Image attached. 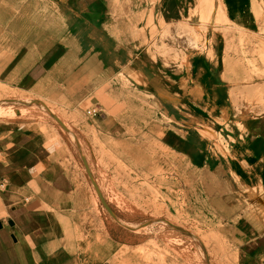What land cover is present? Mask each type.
Wrapping results in <instances>:
<instances>
[{
    "label": "crops",
    "instance_id": "1",
    "mask_svg": "<svg viewBox=\"0 0 264 264\" xmlns=\"http://www.w3.org/2000/svg\"><path fill=\"white\" fill-rule=\"evenodd\" d=\"M201 1L0 0V84L46 96L75 116L71 134L46 120H0V264H110L121 236L89 227L94 194L117 215L89 159L97 145L123 163L135 156L128 140H144L204 175L214 193L201 213L220 224L234 264H264V119L240 117L264 109V100L253 102L264 98V70L257 58L226 50L231 35L254 38L264 28L253 21L251 0H223L252 32L208 25L209 42L200 46L187 19L210 12ZM93 105L99 113L87 120ZM236 109L229 145L211 148L209 126Z\"/></svg>",
    "mask_w": 264,
    "mask_h": 264
},
{
    "label": "rangeland",
    "instance_id": "2",
    "mask_svg": "<svg viewBox=\"0 0 264 264\" xmlns=\"http://www.w3.org/2000/svg\"><path fill=\"white\" fill-rule=\"evenodd\" d=\"M201 4L210 12L192 13L187 19L194 23L187 26V29L195 30V41L202 43L200 46L209 42L204 37L208 25L214 27L223 22L233 28V24L243 29V36L246 32H252L236 17L232 18L228 14L223 0H220V5H215V0H202ZM216 10H223L231 22L223 20L224 16L218 15ZM260 10H263V13ZM251 12L253 21L258 17L261 20L258 27L264 28V0H251ZM158 22L161 24V20ZM233 30L239 33L237 29ZM256 34L259 35L241 40L236 34L231 35L226 50L238 54L237 57L241 59L257 58L259 62L254 64L264 70V29H259ZM192 46L197 48L195 44ZM174 47L177 50L176 46ZM254 64L250 63L255 70L257 67ZM260 81L264 82V77L260 78ZM258 96L262 99H254V105L262 106L263 94ZM47 100L48 98L41 94L35 96L0 84V110L5 111L0 114V120H35L39 123L46 120L54 124L59 131L71 134L68 121L75 123V116L55 109ZM240 111L241 109L232 110L224 123L221 121V124L218 122L215 127L209 126L213 135L204 137L211 148L223 150L224 146L229 145L225 142V139L229 141L225 135H231L235 130L234 121ZM240 117L262 120L264 109L258 110L257 113L248 109L240 113ZM236 129L238 130L237 127ZM39 130L46 133L44 126H40ZM94 147L96 156L89 159V163L96 170L95 176L97 172V184L110 203L109 206L115 211L116 218L119 216L122 219L118 221L109 216L94 194V215L88 223L89 227L95 231L109 228L111 235L121 236L120 245H116L115 253L110 257V264H234L229 240L219 234L220 224L214 221L215 218L207 216L204 210L201 213L200 206L204 197L208 200L214 193L211 182L204 175L188 172L184 168L187 163H183V160L175 155L169 156L167 151L161 148L150 151L149 143L144 140L126 142V149L132 148L129 153H134L135 156L124 158L123 163L106 155L103 148L97 145ZM154 153L157 154V166L154 165L155 159L150 160V155ZM199 182L202 183L201 186L198 185ZM261 201L264 202V198Z\"/></svg>",
    "mask_w": 264,
    "mask_h": 264
},
{
    "label": "built area",
    "instance_id": "3",
    "mask_svg": "<svg viewBox=\"0 0 264 264\" xmlns=\"http://www.w3.org/2000/svg\"><path fill=\"white\" fill-rule=\"evenodd\" d=\"M98 113H99L98 107L96 105H93L85 109L83 114L87 120H92L98 115Z\"/></svg>",
    "mask_w": 264,
    "mask_h": 264
},
{
    "label": "bare ground",
    "instance_id": "4",
    "mask_svg": "<svg viewBox=\"0 0 264 264\" xmlns=\"http://www.w3.org/2000/svg\"><path fill=\"white\" fill-rule=\"evenodd\" d=\"M1 113H5V111H3V110H0V114H1ZM6 113H7V112H6ZM9 115H10V114H9Z\"/></svg>",
    "mask_w": 264,
    "mask_h": 264
}]
</instances>
